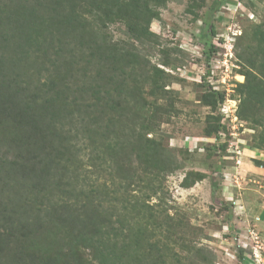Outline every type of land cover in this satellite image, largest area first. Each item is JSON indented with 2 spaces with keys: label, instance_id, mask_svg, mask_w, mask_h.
Listing matches in <instances>:
<instances>
[{
  "label": "trees",
  "instance_id": "1",
  "mask_svg": "<svg viewBox=\"0 0 264 264\" xmlns=\"http://www.w3.org/2000/svg\"><path fill=\"white\" fill-rule=\"evenodd\" d=\"M167 3L0 0V141L12 139L19 144L22 135L45 131L46 144L51 143L40 148V156L26 160L21 166L25 170L3 166L6 157L0 156V196L7 192V197H0V259L8 257L0 264H123L128 248L137 243L133 227L142 208L149 207L142 216L146 227L147 221L158 220L141 193H132L139 170L129 162L143 163L145 172H166L175 161L163 143L147 136L158 107L149 114L142 80L148 74L147 58L136 44L146 40L150 23ZM120 21L128 28V39L115 40L104 30ZM253 42L247 68L241 72L245 81L240 83L239 114L262 125L264 24L253 32ZM161 72L156 68L154 76L163 78ZM156 91L151 87L152 94ZM204 98L209 102L210 94L204 93ZM224 127L218 123L215 131L221 130L214 135H221ZM80 136L91 141V151L98 148L99 139L108 150V165L100 166L108 178L101 185L90 182L91 170L77 174L69 170ZM256 162L263 165L261 159ZM81 174L79 187L76 180ZM146 187L154 193L160 189ZM17 196L25 207L19 212L13 204ZM27 214L29 218L22 220ZM30 225L35 228L25 230ZM27 246L37 250L24 260ZM190 251L197 253V264H212L216 259L202 246ZM172 253L181 262L180 254ZM165 255L153 243L144 258L166 264Z\"/></svg>",
  "mask_w": 264,
  "mask_h": 264
},
{
  "label": "rangeland",
  "instance_id": "2",
  "mask_svg": "<svg viewBox=\"0 0 264 264\" xmlns=\"http://www.w3.org/2000/svg\"><path fill=\"white\" fill-rule=\"evenodd\" d=\"M159 12L146 40L136 44L147 58L148 74L142 80L149 114L158 107L147 136L163 143L175 161L166 172L148 173L143 163L129 162L139 170L132 193H141L158 220L147 221L146 227L142 216L149 207L142 208L133 227L137 243L128 248L123 264H153L144 258L153 243L166 254V264H197V253L189 249L199 246L215 254L212 264H264V111L262 125L239 114L240 83L245 81L241 72L254 46L253 32L264 24V0H168ZM104 30L115 40L128 39V28L121 21L107 24ZM156 68L163 69V78L154 76ZM154 86L158 91L152 94ZM204 93L210 94L209 102ZM218 123L225 125L224 132L215 136L221 130L215 131ZM44 135L45 131L22 135L19 144L12 139L0 141V156L6 157L3 166L21 167L40 156V148L51 146ZM80 138L78 149L70 155L69 170L74 174L91 170L90 182L101 185L108 178L100 167L108 165V150L99 139L101 148L91 151V141ZM245 146L250 151L243 152ZM76 181L81 187L83 174ZM146 186L160 189L154 193ZM4 196L7 192L0 197ZM17 197L13 204L19 212L25 207ZM28 210L34 213L33 208ZM160 223L162 227L157 226ZM36 250L27 246L23 259L29 260ZM173 251L180 254L181 262ZM0 260L6 262L8 257Z\"/></svg>",
  "mask_w": 264,
  "mask_h": 264
},
{
  "label": "crops",
  "instance_id": "3",
  "mask_svg": "<svg viewBox=\"0 0 264 264\" xmlns=\"http://www.w3.org/2000/svg\"><path fill=\"white\" fill-rule=\"evenodd\" d=\"M246 151H250V149H248V146H245L244 149H243V152H246ZM249 161H250V159H249Z\"/></svg>",
  "mask_w": 264,
  "mask_h": 264
}]
</instances>
